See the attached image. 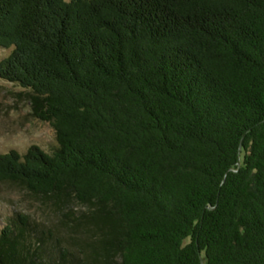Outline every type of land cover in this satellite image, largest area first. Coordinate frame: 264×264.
I'll list each match as a JSON object with an SVG mask.
<instances>
[{"label":"trees","instance_id":"1","mask_svg":"<svg viewBox=\"0 0 264 264\" xmlns=\"http://www.w3.org/2000/svg\"><path fill=\"white\" fill-rule=\"evenodd\" d=\"M0 48L59 145L0 154L57 218L0 264H264V0H0Z\"/></svg>","mask_w":264,"mask_h":264},{"label":"rangeland","instance_id":"2","mask_svg":"<svg viewBox=\"0 0 264 264\" xmlns=\"http://www.w3.org/2000/svg\"><path fill=\"white\" fill-rule=\"evenodd\" d=\"M11 52L12 49L0 48V62L7 58ZM27 93V90L22 87L0 79L1 155L12 151L25 155L34 146L50 154L55 152L59 146L52 124L36 117L29 100H27ZM76 209L81 208L77 207ZM21 217L27 218L32 227L40 228L43 231L51 228L57 222V218L51 215L25 187L5 183V181L0 182V234L11 224H18ZM53 247L51 246V248ZM47 262L49 263L48 260Z\"/></svg>","mask_w":264,"mask_h":264},{"label":"water","instance_id":"3","mask_svg":"<svg viewBox=\"0 0 264 264\" xmlns=\"http://www.w3.org/2000/svg\"><path fill=\"white\" fill-rule=\"evenodd\" d=\"M201 264H204V261H202Z\"/></svg>","mask_w":264,"mask_h":264}]
</instances>
